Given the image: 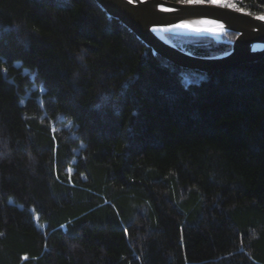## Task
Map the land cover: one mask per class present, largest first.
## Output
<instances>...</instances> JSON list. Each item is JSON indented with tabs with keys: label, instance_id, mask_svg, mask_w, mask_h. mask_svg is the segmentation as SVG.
I'll list each match as a JSON object with an SVG mask.
<instances>
[{
	"label": "trees",
	"instance_id": "1",
	"mask_svg": "<svg viewBox=\"0 0 264 264\" xmlns=\"http://www.w3.org/2000/svg\"><path fill=\"white\" fill-rule=\"evenodd\" d=\"M0 264H264V57L200 73L94 0H0Z\"/></svg>",
	"mask_w": 264,
	"mask_h": 264
},
{
	"label": "water",
	"instance_id": "2",
	"mask_svg": "<svg viewBox=\"0 0 264 264\" xmlns=\"http://www.w3.org/2000/svg\"><path fill=\"white\" fill-rule=\"evenodd\" d=\"M94 1L153 53L187 70L213 73L264 57V14L200 1ZM227 32L235 33L234 39H223ZM167 34L208 36L230 48L213 56H199L176 46Z\"/></svg>",
	"mask_w": 264,
	"mask_h": 264
},
{
	"label": "rangeland",
	"instance_id": "3",
	"mask_svg": "<svg viewBox=\"0 0 264 264\" xmlns=\"http://www.w3.org/2000/svg\"><path fill=\"white\" fill-rule=\"evenodd\" d=\"M179 1H184V2H191V1H200V2H204V3H217L219 5H223V6H230L233 7V5L235 6L234 8H238L236 7V2L235 0H179Z\"/></svg>",
	"mask_w": 264,
	"mask_h": 264
},
{
	"label": "snow or ice",
	"instance_id": "4",
	"mask_svg": "<svg viewBox=\"0 0 264 264\" xmlns=\"http://www.w3.org/2000/svg\"><path fill=\"white\" fill-rule=\"evenodd\" d=\"M128 3H129V0H128ZM233 7H235L234 5H233ZM70 171V170H69Z\"/></svg>",
	"mask_w": 264,
	"mask_h": 264
}]
</instances>
